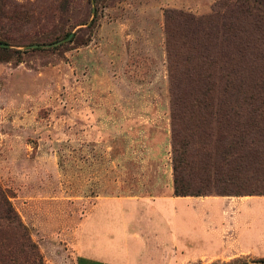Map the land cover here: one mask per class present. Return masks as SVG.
Instances as JSON below:
<instances>
[{"label": "rangeland", "instance_id": "374dc122", "mask_svg": "<svg viewBox=\"0 0 264 264\" xmlns=\"http://www.w3.org/2000/svg\"><path fill=\"white\" fill-rule=\"evenodd\" d=\"M6 1L27 9L23 24L0 23V44L8 46L0 49L9 50L0 53V185L45 264H80L79 226L97 203L174 187L165 11L228 12L223 5L203 13L212 0ZM243 1L252 7L245 29L253 35L243 33L239 44L248 47L244 65L258 68L264 41L254 20L264 1ZM217 40L211 62L218 92L227 49L221 33ZM256 200L264 243V197ZM100 211L109 206L88 217V234Z\"/></svg>", "mask_w": 264, "mask_h": 264}, {"label": "trees", "instance_id": "16d2710c", "mask_svg": "<svg viewBox=\"0 0 264 264\" xmlns=\"http://www.w3.org/2000/svg\"><path fill=\"white\" fill-rule=\"evenodd\" d=\"M223 5L228 12L224 16L165 11L174 190L178 197H264V64L247 68L244 51L248 47L239 44L243 33L253 35L245 29L247 19L253 17L252 7L243 0H218L212 8ZM8 6L6 0H0V23L23 24L21 13L26 14L23 10L27 8L9 6V12L3 11ZM261 14L254 21L262 43L264 12ZM5 30L0 38L5 37ZM219 33L222 47L227 49L220 69L227 75L224 89L217 92L211 54ZM6 52L9 50L0 49V53ZM254 263L264 264V259ZM0 264H45L29 228L1 185Z\"/></svg>", "mask_w": 264, "mask_h": 264}, {"label": "crops", "instance_id": "0c3cea01", "mask_svg": "<svg viewBox=\"0 0 264 264\" xmlns=\"http://www.w3.org/2000/svg\"><path fill=\"white\" fill-rule=\"evenodd\" d=\"M216 1L203 13H209ZM257 197H178L170 186L157 196L105 198L79 226V262L207 264L264 257L257 254L264 244L256 224L261 205ZM100 204L108 205L109 211L99 212L101 219L88 234L87 219Z\"/></svg>", "mask_w": 264, "mask_h": 264}, {"label": "water", "instance_id": "95a60500", "mask_svg": "<svg viewBox=\"0 0 264 264\" xmlns=\"http://www.w3.org/2000/svg\"><path fill=\"white\" fill-rule=\"evenodd\" d=\"M73 38V34H71L68 38V40H71ZM60 43H57L55 45H59ZM1 47H8L7 45L0 44ZM38 46H33L32 48H37Z\"/></svg>", "mask_w": 264, "mask_h": 264}]
</instances>
